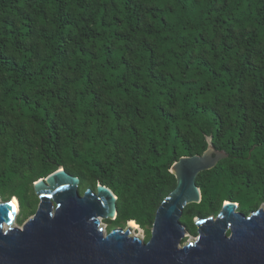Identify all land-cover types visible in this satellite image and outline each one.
Here are the masks:
<instances>
[{
	"label": "trees",
	"instance_id": "16d2710c",
	"mask_svg": "<svg viewBox=\"0 0 264 264\" xmlns=\"http://www.w3.org/2000/svg\"><path fill=\"white\" fill-rule=\"evenodd\" d=\"M207 137L226 157L184 208L195 236L225 201L264 203V0H0V195L19 225L62 167L80 195L114 193L105 223L152 226L171 166Z\"/></svg>",
	"mask_w": 264,
	"mask_h": 264
},
{
	"label": "water",
	"instance_id": "95a60500",
	"mask_svg": "<svg viewBox=\"0 0 264 264\" xmlns=\"http://www.w3.org/2000/svg\"><path fill=\"white\" fill-rule=\"evenodd\" d=\"M206 142L201 155L171 166L176 186L157 208L148 241L132 235L128 222L106 232L102 222L116 218L117 197L101 184L80 195V179L60 167L33 184L39 204L21 226L17 199L0 200V264H264V205L244 214L225 201L215 218L199 217L197 235L181 243L184 208L201 202L197 176L226 157L210 137Z\"/></svg>",
	"mask_w": 264,
	"mask_h": 264
},
{
	"label": "rangeland",
	"instance_id": "374dc122",
	"mask_svg": "<svg viewBox=\"0 0 264 264\" xmlns=\"http://www.w3.org/2000/svg\"><path fill=\"white\" fill-rule=\"evenodd\" d=\"M34 184V183H33ZM80 185V184H79ZM29 194H30V198H31V200L32 201H36L37 203H36V209H37V207H38V204H39V200H38V197L36 196V194H35V192H34V188H33V190H30V192H29ZM14 198H16L17 200H18V198L17 197H14ZM4 199H6V198H3L1 195H0V200H4ZM19 203V202H18ZM262 205H264V203H262L260 206H262ZM259 206V207H260ZM238 207H239V205H238ZM258 207V208H259ZM254 210V209H253ZM253 210H251V211H249L248 213H250V212H252ZM256 210V209H255ZM20 213H21V210H20V207H19V211H18V214H17V216H16V219H17V217H18V215H20ZM218 213H213L212 215H209V216H212V217H216V215H217ZM209 216H207V217H209ZM31 217V216H30ZM15 219V225H17V226H21V225H19L18 223H17V220ZM28 219V218H27ZM26 219V220H27ZM25 220V221H26ZM197 220V218H192V223H193V225H195V221ZM103 223V228H104V230L107 232V231H109V229H111V228H113L110 224H107V223H105V221L104 222H102ZM127 224V223H126ZM126 224H125V226H126ZM116 226H114V228H115ZM186 229V228H185ZM151 230H152V226H145L144 228L143 227H140L139 225H138V229H136L135 231H132L133 232V234L132 235H135V236H137V237H139L140 239H142V240H144L145 241V239H146V237H147V235H148V233H151ZM195 237V235H192V234H189L188 233V231H186V233L184 234V237H183V239L181 240V243H186V242H188V241H192L193 240V238Z\"/></svg>",
	"mask_w": 264,
	"mask_h": 264
},
{
	"label": "bare ground",
	"instance_id": "6f19581e",
	"mask_svg": "<svg viewBox=\"0 0 264 264\" xmlns=\"http://www.w3.org/2000/svg\"><path fill=\"white\" fill-rule=\"evenodd\" d=\"M13 202H14V205H15L17 211H19V206H18L17 200L14 199ZM128 224L131 226L132 231H135L136 229H138V225L134 221H129ZM102 226H103V223H102ZM132 234H133V232H132Z\"/></svg>",
	"mask_w": 264,
	"mask_h": 264
}]
</instances>
